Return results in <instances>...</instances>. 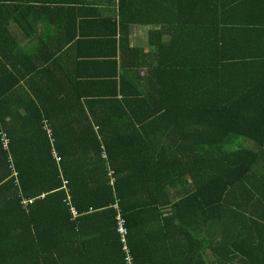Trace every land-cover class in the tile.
Returning <instances> with one entry per match:
<instances>
[{"label":"trees","instance_id":"16d2710c","mask_svg":"<svg viewBox=\"0 0 264 264\" xmlns=\"http://www.w3.org/2000/svg\"><path fill=\"white\" fill-rule=\"evenodd\" d=\"M61 1L0 0V264H127L118 214L133 264H264V0H118L84 72Z\"/></svg>","mask_w":264,"mask_h":264},{"label":"crops","instance_id":"0c3cea01","mask_svg":"<svg viewBox=\"0 0 264 264\" xmlns=\"http://www.w3.org/2000/svg\"><path fill=\"white\" fill-rule=\"evenodd\" d=\"M46 4L51 7V12H58L57 23L61 31L56 32L54 36L56 40H61L64 45L68 44L69 39L74 38L70 42L65 59L69 64L77 66L76 70L79 68L84 72V68L88 69L86 66H92L98 61L120 60L121 58L129 60L132 58L128 57L127 53L123 54L120 49L118 0H62L57 5L47 2ZM60 13L64 14L60 15ZM108 26L111 27L108 28ZM115 27H118L117 35L113 30ZM161 27L162 24L156 23H131L128 28L130 45L149 53L150 32L160 31ZM114 37H116V42L113 41ZM163 38H166V35ZM137 54L139 51H135L133 56ZM142 57L141 53L134 59L139 60ZM81 61L84 64L79 66ZM96 72L93 70L89 73ZM49 92L52 93V91ZM65 189L68 198L67 184ZM208 255L213 260L211 252Z\"/></svg>","mask_w":264,"mask_h":264},{"label":"built area","instance_id":"2783aa9c","mask_svg":"<svg viewBox=\"0 0 264 264\" xmlns=\"http://www.w3.org/2000/svg\"><path fill=\"white\" fill-rule=\"evenodd\" d=\"M50 132H52L50 130ZM3 144L5 147H7L9 145L8 143V138L7 136L5 135L3 137ZM106 159V157H104ZM58 161H60V158H57ZM109 176H110V184H113L114 180H115V177H114V171L111 170L109 172ZM68 183V181H65V188H66V184ZM70 199H71V196L69 195L68 198H67V201H68V204L70 205V210L75 214L77 215V210L75 209V207L70 204ZM28 200H25L24 202H27ZM32 201V200H30ZM116 209H118L117 206H114ZM125 223H124V220L122 219L121 215L118 214L117 215V232L119 234V237H120V242L122 243V250L123 252L125 253V257H124V261L125 263L127 264H133V261H134V258H133V255L131 253V250L129 249L128 245H127V234H128V229L127 227L124 226Z\"/></svg>","mask_w":264,"mask_h":264},{"label":"clouds","instance_id":"9594fccd","mask_svg":"<svg viewBox=\"0 0 264 264\" xmlns=\"http://www.w3.org/2000/svg\"><path fill=\"white\" fill-rule=\"evenodd\" d=\"M57 161H58V159H57ZM59 162V161H58ZM70 195V194H69Z\"/></svg>","mask_w":264,"mask_h":264}]
</instances>
